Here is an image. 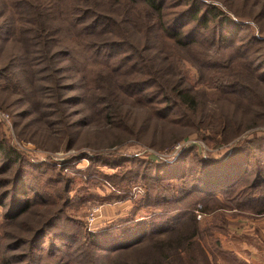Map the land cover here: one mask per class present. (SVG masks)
Masks as SVG:
<instances>
[{
	"label": "trees",
	"instance_id": "1",
	"mask_svg": "<svg viewBox=\"0 0 264 264\" xmlns=\"http://www.w3.org/2000/svg\"><path fill=\"white\" fill-rule=\"evenodd\" d=\"M2 1L3 27L8 28V37L21 51L7 55L0 75L7 81L3 90L24 95L23 104H28L29 110L34 104L28 90L40 74L38 80L48 84L51 102L47 106H52L57 116L58 127L53 132L57 146L67 135L65 148H73L76 141L70 134L80 126L70 120L64 92L81 88V102L96 111L104 125L120 130L125 140H145L147 124H151L152 140L146 144L152 147L168 149L192 135L218 147L235 141L228 158L208 163L198 159L205 169L194 184L187 182L185 193L232 189L247 173L251 151L257 148L264 153V136L248 137L250 132L264 133V38L253 35L238 45L234 35L241 25L237 19L256 22L264 35V0H241L238 5L227 0ZM120 45L130 48L129 55L115 60L111 51ZM15 65L18 77L13 72ZM69 76L73 80L70 89L65 85ZM144 89L149 90L143 94ZM119 95L136 98L132 106L144 116L140 123L131 108H124ZM158 128L169 133L159 145L155 142ZM0 153L2 167L14 170L13 180H0L10 186L5 197L10 198L9 217H19L30 208L28 192H37L35 178L25 171L24 156L7 139H0ZM92 160L116 162L102 153ZM153 168L154 173L143 176L153 180L155 187L185 176L183 168L170 164L153 163ZM46 182H51L48 177ZM257 182H251L244 194L234 198L253 202L257 195L251 190ZM150 184L148 187L153 186ZM56 218L49 217L34 229L29 239L32 249L26 255L29 264H36L41 257L37 253L41 250L40 237L52 228ZM177 218L161 215L135 219L130 229L119 235L126 238V245L114 249L118 251L110 263L253 264L224 249L194 213L189 223L178 227ZM46 254L56 253L47 250ZM22 259L0 254V264H18Z\"/></svg>",
	"mask_w": 264,
	"mask_h": 264
},
{
	"label": "rangeland",
	"instance_id": "2",
	"mask_svg": "<svg viewBox=\"0 0 264 264\" xmlns=\"http://www.w3.org/2000/svg\"><path fill=\"white\" fill-rule=\"evenodd\" d=\"M227 1L238 5L241 0ZM2 4L0 0V10ZM242 21L237 19L241 25L234 34L236 44L245 43L253 35L264 38L256 22ZM106 25L102 24V27ZM3 26L0 18V75L7 63V55L21 52L20 47L14 46L8 37V28ZM122 45L111 51L115 60L129 55L130 48ZM13 72L20 75L16 65ZM36 75L35 86L28 90L34 104L29 110L28 104H23L24 95L3 90L7 81L0 76V139H7L22 153L25 171L35 178L37 190L36 193L29 191L27 194L32 199L27 212L15 217L18 220L9 217L10 198L5 197L10 186L1 181L13 180L14 170L2 167L3 156L0 153V254L22 256L23 262L18 264H29L26 255L32 249L29 239L34 229L49 217H57L52 228L40 237L41 250L37 253H41V257L37 258L36 264H111V256L118 251L114 249L126 245V238L119 235L128 231L135 219L169 215L178 217L179 221L175 224L178 227L189 223V217L194 213L203 229L209 233L213 231L224 249H234L231 251L253 264H264V172L262 178L257 180L264 170V153L261 150L254 148L251 151L248 171L232 189L211 194L190 190L185 193L187 182L194 184L195 178L198 180L205 169L200 163L228 158L235 141L218 147L192 135L168 149L152 147L146 144V141L152 140L151 124H147L145 140H125L120 130L104 125L98 120L96 111L86 102H81L79 96L83 90L77 88L64 92L72 115L70 120L80 126L75 132L78 134H70V137H76V141L73 148H65L63 145L67 143V135L62 145L57 146L58 138L53 134L58 127L57 116L54 108L47 106L51 102L48 84L38 80L39 73ZM69 81H65L68 89L72 88L71 76ZM22 83L26 84V81L23 79ZM149 89L141 92L144 94ZM119 97L124 108H131L140 123L144 116L132 106L135 104L132 100L136 98ZM162 131L160 128L156 130L157 145L169 135L168 131ZM253 133L250 132L248 137L264 136V133ZM99 153L116 162L92 160ZM153 163L183 168L185 176L180 180L162 181L164 186L156 188L153 180L143 176L155 172ZM47 177L51 181L48 184L45 183ZM255 181L258 182L251 193L257 196L253 202L245 203L243 201L246 200L241 201V197L234 198L244 194V190ZM148 183L153 186L148 187ZM182 192L185 194L177 196ZM94 209L99 210L92 221ZM213 225H217V228H212ZM47 250L56 254L49 256Z\"/></svg>",
	"mask_w": 264,
	"mask_h": 264
},
{
	"label": "built area",
	"instance_id": "3",
	"mask_svg": "<svg viewBox=\"0 0 264 264\" xmlns=\"http://www.w3.org/2000/svg\"><path fill=\"white\" fill-rule=\"evenodd\" d=\"M98 210H99V209H94V211L91 213V220H92V221L96 218V212H97Z\"/></svg>",
	"mask_w": 264,
	"mask_h": 264
},
{
	"label": "crops",
	"instance_id": "4",
	"mask_svg": "<svg viewBox=\"0 0 264 264\" xmlns=\"http://www.w3.org/2000/svg\"><path fill=\"white\" fill-rule=\"evenodd\" d=\"M230 250H234V249H230Z\"/></svg>",
	"mask_w": 264,
	"mask_h": 264
}]
</instances>
